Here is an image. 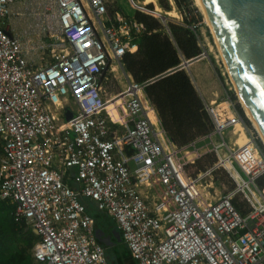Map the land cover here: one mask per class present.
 Returning a JSON list of instances; mask_svg holds the SVG:
<instances>
[{"label": "built area", "instance_id": "1", "mask_svg": "<svg viewBox=\"0 0 264 264\" xmlns=\"http://www.w3.org/2000/svg\"><path fill=\"white\" fill-rule=\"evenodd\" d=\"M32 13L37 22L19 28ZM145 31L108 0H0V199L35 230L42 264H110L84 199L115 221L138 264H264V154L251 136L228 156L239 177L219 154L189 174L197 145L241 117L229 97L222 109L210 103L213 129L173 144L146 95L154 78L137 82L125 68ZM122 74L129 83L111 92ZM220 167L236 184L216 195Z\"/></svg>", "mask_w": 264, "mask_h": 264}, {"label": "trees", "instance_id": "2", "mask_svg": "<svg viewBox=\"0 0 264 264\" xmlns=\"http://www.w3.org/2000/svg\"><path fill=\"white\" fill-rule=\"evenodd\" d=\"M193 1L174 0L183 16V23H171L169 32L164 30L159 18L136 12L134 17L144 23L146 31L138 49L125 54L123 58L126 70L135 81L146 82L157 78L147 84L146 95L154 104L171 142L177 146L187 145L213 129L212 119L202 96L187 72L184 69H176L168 73L169 69L178 67L183 59L194 58L203 51L197 33L199 26L204 23V16L197 7L192 8ZM153 2L154 0L148 2L144 0V4ZM163 6L168 8L167 5ZM187 8H190L189 12ZM156 9L159 10L158 5ZM118 10L126 15L121 6L114 9L113 13ZM192 25L196 26L195 29ZM232 98L236 99L234 93ZM236 110L242 116L244 124L250 127L251 122L239 103L236 104ZM234 134L236 145L245 146L249 143V138L239 122L235 124ZM257 144L263 151L264 145L260 139H257ZM221 161L224 165L231 163L228 155L222 156ZM195 165L196 163L190 164L187 168L190 171ZM205 168H197L193 175ZM257 183L264 187V176L258 178ZM87 202L86 200L87 209L93 215L91 205ZM234 202L243 213L247 211L239 200L236 199ZM95 224L100 226L96 216ZM37 240L38 236L31 226L15 221L14 205L0 199V264H33L32 248Z\"/></svg>", "mask_w": 264, "mask_h": 264}, {"label": "rangeland", "instance_id": "3", "mask_svg": "<svg viewBox=\"0 0 264 264\" xmlns=\"http://www.w3.org/2000/svg\"><path fill=\"white\" fill-rule=\"evenodd\" d=\"M146 1L148 2L151 0ZM162 4L167 5L168 8H165ZM192 4V8L194 6L197 7L204 16V23L199 26V31L197 33L198 41L203 51L200 55L196 56L199 57V59L192 62V64H190L189 66H186L184 70L190 76L195 87L199 88L200 86L203 89V95L205 98L202 99L205 103V106L211 103L214 107L222 109L221 106L223 101L227 99V97H229L233 108L238 113V111L236 110V104L239 103L243 108L245 115L251 122L250 127L246 126L244 122H239L240 126L244 130V133L248 138H251V136H253L256 142L257 139H260L262 144L264 145V141L262 140L260 133L248 116L246 108L244 107L240 97L235 90V85L233 87V83L221 59V55L218 50L214 35L211 31V28L206 23L205 14L201 9L198 0H194ZM150 5H152V7H150ZM157 5L159 6V10L156 9ZM118 6H121L126 11V14L130 17L134 16V14L138 11L145 14L154 15L156 18H159V20L163 24L164 30L167 32H169L170 30L171 23H183V16L176 6L174 0H154L153 3L149 4H144V0H108V8L111 14L113 13V10ZM189 9L190 8H187L188 12ZM31 11H33V7L31 8ZM163 16L166 17V19H163ZM28 17L32 18L29 24L37 22L35 14L32 13L31 16ZM42 34L43 33H41V35ZM42 51L40 50L38 54L47 57L48 53H43ZM184 61H186V59H183V61L179 65L180 67L183 66ZM122 81L123 83H129L124 74H122L121 80L119 81L113 78V81L108 84L109 90H111V92L119 91L123 86ZM233 93L236 96V99L232 98ZM223 105L225 106L226 104ZM234 135V130L230 129L225 132L224 136H214L212 139H207L203 142H200L197 147L200 148L201 152H203V156L196 162V165L194 167L190 168V171L189 168H187L189 174L193 175L197 171V168L208 167L216 162L218 160V154L220 158L224 155H231L233 151L238 147V145L235 144ZM225 140L227 142L224 146L222 145V142H224ZM262 150V153L264 154V148ZM226 167L230 168L233 174L239 177V172L232 163L227 164ZM212 184L214 186L213 190L216 191L215 194L221 195L233 188L236 183L231 174L224 167H220L214 175ZM237 200L243 203L245 210H248V205L241 196H239ZM84 202L86 203V199H84ZM107 254L110 261L113 263L116 257L114 249L110 248L107 251Z\"/></svg>", "mask_w": 264, "mask_h": 264}, {"label": "water", "instance_id": "4", "mask_svg": "<svg viewBox=\"0 0 264 264\" xmlns=\"http://www.w3.org/2000/svg\"><path fill=\"white\" fill-rule=\"evenodd\" d=\"M202 2L213 27L214 37L237 86V94L243 97L250 108L264 137V0ZM162 18L166 19L164 16ZM197 59L199 57L184 61L181 69ZM71 118L72 114L69 113L67 120ZM94 232L107 251L113 245L123 242L122 233L116 225L111 228L109 234L99 227L95 228ZM113 237L116 241L112 240Z\"/></svg>", "mask_w": 264, "mask_h": 264}, {"label": "crops", "instance_id": "5", "mask_svg": "<svg viewBox=\"0 0 264 264\" xmlns=\"http://www.w3.org/2000/svg\"><path fill=\"white\" fill-rule=\"evenodd\" d=\"M28 16H31V15L26 14V16L22 18V20L19 23V28L27 29L28 27L31 26L29 22H31L32 18ZM199 88H197V90L199 91L202 98H205L203 95V89L200 86ZM87 201H88V205H91L90 207L92 209L93 217L94 218L95 216L97 217L98 223L100 225V226H97V224H95V228H98V227L102 228L106 234H109L111 232V228L115 225V221L110 216H108L106 213L101 212L98 209H96L93 202H91L90 200H87ZM112 240L116 241L114 237L112 238ZM111 248L114 249L115 254H116L115 261L113 262V264H138V262L132 257L131 253L129 252L128 247L124 244V242L113 245ZM106 252H107V249H106ZM126 252H129V253H126ZM107 258L110 264H112V262L110 261L108 257V254H107ZM33 264H42V263H38L33 257Z\"/></svg>", "mask_w": 264, "mask_h": 264}, {"label": "bare ground", "instance_id": "6", "mask_svg": "<svg viewBox=\"0 0 264 264\" xmlns=\"http://www.w3.org/2000/svg\"><path fill=\"white\" fill-rule=\"evenodd\" d=\"M198 3H199L201 9L203 10V12H204V14H205V17H206V23L209 25V27L211 28V31H212V33H213V35H214L213 27H212V25H211V22H210L208 16H207V13H206V10H205V7H204V4H203L202 0H198ZM214 38H215V37H214ZM215 41H216V39H215ZM216 44H217L218 50H219V52H220L221 59H222L224 65H225L226 70H227V72H228V74H229V77H230V79H231V81H232V83H233V87H234V85H235V90H236V92L238 93L237 86H236L235 81H234V79H233V77H232V75H231V72H230V70H229L227 60H226V58H225V56H224V54H223L221 48L219 47L217 41H216ZM238 96L240 97L241 102L243 103L244 107L246 108V111H247L248 116H249L250 119L252 120L254 126L257 128L258 132L260 133L262 140L264 141V137H263V135H262V133H261V130H260L259 126L257 125V123H256V121H255L253 115H252V112H251L250 108H249V107L247 106V104L245 103L243 97H242L240 94H238ZM112 113H113L114 117L116 118V117H117V113H116V111H113V110H112Z\"/></svg>", "mask_w": 264, "mask_h": 264}]
</instances>
